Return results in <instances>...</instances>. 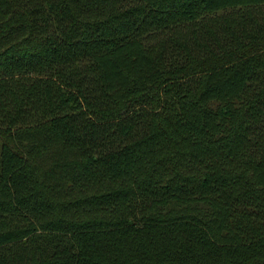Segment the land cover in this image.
I'll return each mask as SVG.
<instances>
[{"label": "trees", "instance_id": "trees-1", "mask_svg": "<svg viewBox=\"0 0 264 264\" xmlns=\"http://www.w3.org/2000/svg\"><path fill=\"white\" fill-rule=\"evenodd\" d=\"M0 264H264V0H0Z\"/></svg>", "mask_w": 264, "mask_h": 264}]
</instances>
